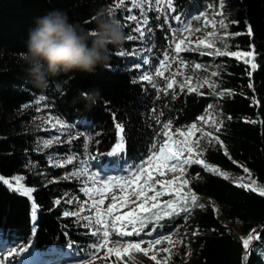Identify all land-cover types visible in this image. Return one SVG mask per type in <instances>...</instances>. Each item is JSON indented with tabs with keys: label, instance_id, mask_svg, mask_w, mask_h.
Segmentation results:
<instances>
[{
	"label": "trees",
	"instance_id": "trees-1",
	"mask_svg": "<svg viewBox=\"0 0 264 264\" xmlns=\"http://www.w3.org/2000/svg\"><path fill=\"white\" fill-rule=\"evenodd\" d=\"M207 3L220 9L229 25L227 33H242L226 36V51H253L256 69L235 57L200 55L206 47L195 45L198 51L177 55L173 50L169 54L170 63H164V75H158L161 71L156 70L162 67L169 46L183 30L199 26L196 17ZM115 5V0H0V176L24 177L21 184L36 189L29 198L12 192L0 182V239L14 248L23 245L28 248L27 253L37 252L49 260L64 251L71 257L88 258L95 237L88 234L90 230L85 232L81 225L62 217L63 210L72 208L66 200L71 196L81 200L84 194L79 192L75 179H65L68 165L53 167L46 153L37 151L38 136L46 132L34 124L40 113L50 114L68 126V133L73 136L69 145L74 149L87 145L97 165H114L125 177L130 175L129 166L146 158L154 140L162 141L158 133L163 124L171 120L173 129L184 130L209 105L215 104L220 131L215 128L214 137L219 136L223 146L214 139L199 159L226 174H247L264 186V0H173L170 8L165 5L160 20L155 19L156 12H147L143 38L135 31L134 21L126 19V8L117 9ZM101 8L107 14L109 10L115 13L111 17L120 21L126 37L136 38L126 39L119 49L111 51L107 67H97L93 73H61L49 78L47 88L35 87L28 66L20 59L35 19L60 9L71 22L91 32L96 27L91 18ZM248 27L252 29L250 35ZM144 41L151 43L148 64L132 54ZM121 52L126 55H119ZM197 63L202 67L197 69ZM144 73L152 75L153 80L143 81ZM205 74L211 76L214 85L200 84L195 86L198 92L189 93L184 79ZM173 79L176 84L173 89H167L166 84ZM90 91L98 93L96 103L86 106L80 94ZM38 106L43 108L35 110ZM249 119L261 123H248ZM118 123L123 126L122 134H118ZM66 144L53 148H65ZM117 144L122 147L116 149ZM244 168L249 171L245 172ZM184 176L190 181L185 191L196 193L197 206L189 201L191 212L165 218L158 226L149 225L145 233L165 234L188 221L194 253L191 264H243L241 238L255 229L261 239L253 242L254 251L248 264H264L258 254V250L264 249V196L238 187L242 181L208 172L200 165L189 166ZM56 199L65 202L56 206ZM161 199H175V195ZM33 202L38 206L35 219ZM146 236L142 233L125 238ZM155 255L159 264H163L165 254ZM137 257L138 264H157L143 254L122 261L112 254L108 259L98 257L93 261L137 264ZM185 257L184 246L180 245L165 264H178Z\"/></svg>",
	"mask_w": 264,
	"mask_h": 264
},
{
	"label": "snow or ice",
	"instance_id": "snow-or-ice-1",
	"mask_svg": "<svg viewBox=\"0 0 264 264\" xmlns=\"http://www.w3.org/2000/svg\"><path fill=\"white\" fill-rule=\"evenodd\" d=\"M130 2L134 8L139 9L140 15L145 17L143 20L144 25L148 24L147 13L144 11L142 5H146L149 0H127ZM126 0H119V3L115 5L117 9H120ZM154 5H159L161 3L166 4L167 7H171L173 5V0H152ZM124 11H132V9H124ZM153 11H157L158 13L163 12V9L153 8ZM115 13L112 10H109L108 15L112 16ZM94 21V16L91 18ZM127 20L137 21L136 15H130L126 18ZM155 19L160 20L161 15H157ZM165 23L167 22L166 17ZM179 19V17H176ZM119 21V20H118ZM120 22V21H119ZM235 23V22H233ZM215 26V25H214ZM220 27L224 30L225 36L228 35H241L242 33L229 34L227 33V28L229 27L223 20L220 21ZM198 30V29H197ZM135 31L139 34L141 38L145 35L144 28L137 26ZM173 32H178L177 29H171ZM251 27H248L247 34H251ZM214 35L212 33L209 34ZM136 37L133 35H128V40H134ZM185 40H180L175 43L174 53L180 54L184 51H198V48H185ZM198 45H205V40L201 39L198 42ZM207 48L211 49L213 45L208 43L206 45ZM173 52L171 46H169L168 51L164 54V60L161 61V64H164L170 57L169 54ZM119 55L123 56L126 53L121 52ZM200 55H209V56H231L235 57L238 60H242L245 65H250L252 69H256L257 65L254 63V52L253 51H245V52H237V51H220L217 49L215 52H200ZM175 59V56L172 57ZM183 63V61H180ZM143 64H148L149 60H143ZM140 65H137L139 68ZM197 69L201 68L202 65L197 63L195 64ZM158 75L163 76V72H158ZM216 75V73H213ZM251 76V72L248 73ZM143 81L151 82L153 80V76L150 74H145L141 76ZM174 84H176L175 79L166 84L167 89H173ZM207 84V81H205ZM209 87H212L209 85ZM249 88L252 87L251 84L248 85ZM181 90H183L184 85H180ZM187 91L189 93L198 92L199 89L196 87H187ZM223 95V93H220ZM43 99V98H41ZM199 119L204 121V116H200ZM228 119H231L229 117ZM248 123H261L258 120L247 121ZM172 121L169 120L167 123L163 124L162 130L159 131L158 137H163L162 141H153L151 143V147L149 149V154L146 158L140 162L139 164H133L129 166L128 172L130 175L125 177H109L107 179H97L95 173L91 176H86L88 171L87 168L83 169L79 172H72V177H81L86 178L87 180L92 181L93 185L99 183L102 187H87L81 186L79 192L83 193L87 197H95L99 196V199L92 198L91 199V207H88L87 201H80L79 197L76 200L67 199L66 203L68 205H73V208L62 211V217L70 220L73 224H79L83 227L85 232H88L90 228H95V231L88 233L90 236L95 237V240L90 246V249L87 252V255L91 256L95 253L99 252L101 248H106L105 257L102 259H108L112 254L115 255L118 261H122L127 257H132L135 254H143L144 257L150 258L151 261H156L159 264L157 259V255L152 254L149 257V253L152 251L154 246L161 245L164 242H168L170 245H174V241L172 235H161L159 238L143 240L140 239L138 241H128L125 243L123 248H113L108 247V241L110 236H115L117 239L114 241L115 243H119L125 237H133L140 236L142 233L148 236H151V232L145 233V228L149 225L155 224L159 225L160 221L165 218L180 216L182 213H188L192 211V208L188 207L189 201L192 206H197V195L195 192L189 190V192L185 191L190 184V181L187 179H183L182 176L174 177L173 179L160 180L154 178V173H158L160 177H164L166 175V171L175 172L177 170L180 171L181 174L187 172L188 167L192 165H200L203 168L211 173H215L219 176H224L227 178V174L220 171L215 166H212L205 162L204 159H194V155H202L203 153L199 150L201 140L193 139L196 137L198 133L201 132L200 129L197 128L195 123L187 126V130H182L181 128H172ZM220 123V122H217ZM116 128L119 130L118 134L123 133V126L121 124H116ZM178 133L184 139L183 141L173 140L171 132ZM217 131H220L217 128ZM208 137L212 136V133H204ZM214 139L220 143L221 147L223 146V142L219 141V136L214 137ZM45 146H47L51 141L44 142ZM122 147L121 144L116 145V149H120ZM115 152V149H114ZM67 164H71L72 160L67 159ZM53 167H64L63 164H53ZM245 172L249 170L244 168ZM68 177H65L67 179ZM24 177L21 176H13L11 179H7L3 176H0V182L3 185L7 186L12 192L22 193L24 197H32V194L36 189L31 187H24L21 184V181ZM180 181L179 187H174L176 181ZM255 182L252 184H239L238 187L247 189L251 192H259L261 196H264V188H256L254 187ZM156 185H159V189H157ZM114 187H118L123 193L119 198L116 195L111 196V203L107 204V207H102L105 205L106 199L108 197L105 195L106 193H111ZM131 189V191H129ZM151 193V195H150ZM166 195H175V199L163 200L162 197ZM130 196H134L135 199H130ZM65 201L61 199H56L54 204L56 206L61 205ZM151 202V203H149ZM135 205L134 207L129 208L128 211L121 212V209L128 208L129 205ZM200 208H203V205H198ZM32 207V218L35 219L37 215V205L33 202ZM94 212V217L92 215L86 214ZM35 227V225H33ZM130 228L131 230H127ZM261 239L260 235L254 229L252 233H250L246 238H241L242 247L244 250V255L242 257L243 264H248L250 254L254 251L253 242L259 241ZM148 244V247H142V244ZM28 248L21 245L18 248H13L11 252L7 254V258L3 261H0V264H11V260L19 255L20 253L27 252ZM158 251L163 253H168L170 258L171 249L170 248H161ZM258 254L260 255L262 261H264V249L258 250ZM131 264V261H129ZM138 264V257H137Z\"/></svg>",
	"mask_w": 264,
	"mask_h": 264
},
{
	"label": "rangeland",
	"instance_id": "rangeland-1",
	"mask_svg": "<svg viewBox=\"0 0 264 264\" xmlns=\"http://www.w3.org/2000/svg\"><path fill=\"white\" fill-rule=\"evenodd\" d=\"M119 0H115V4H118ZM165 5L164 3H161L159 5H154L152 3V0H149V2L146 5H142L144 8V11L147 13L149 10L151 12H156V16L160 13L165 12ZM126 9H132V11H128V16L130 15H136L137 16V21H134L135 23V29L137 26L144 27L143 20L145 17L140 15L139 9H136L133 7V5L130 2H127L123 5ZM158 8V9H163V12L158 13L157 11H153V8ZM199 26L198 27H190L188 29L183 30L173 41L172 47L174 50L175 43L179 42L180 40H185L186 43L183 45L185 48H194L195 45H198V41L203 39L205 40L206 44L202 45L205 46L208 43H211L213 47L211 49L205 48L203 49V52H215L217 49L220 51H226L227 50V43H226V36L224 33V30L220 27V21L223 20L226 24L227 21L226 19L221 15L220 9L212 5L210 3L205 4L199 11V14L196 17ZM215 25V26H214ZM198 29V30H197ZM228 30V28H227ZM210 33L214 35H209ZM134 51L132 54H135L138 56L141 60H147V57L149 53L151 52V43L145 42L142 44H139L135 47ZM214 56V55H213ZM170 59L165 61V64H169ZM164 64L162 67L157 69L156 71H161L164 72ZM209 72H212V69H209ZM148 73H144L142 75H145ZM185 84L189 87H195L200 84H205V81H207V85H214V82L209 74H205L203 77L199 76H192L191 79H184ZM171 82V81H170ZM43 108L42 106H38L35 108V110H40ZM201 116H204L205 120L201 121L198 117L197 121L195 124L197 125V128L201 130L200 133L197 134L196 137H193V139H200L201 144H200V151L203 153L205 148L214 143V129L217 128L218 126V118H217V112L215 110V104H211L208 106L207 110L202 114ZM34 124L39 126L40 129L46 130V132L43 135L38 136L37 140V151L45 152L46 157L48 159V163L50 165L53 164H63L64 166L68 165L69 169L66 171L65 176L71 179H75L78 184L79 188L83 186L87 187H102L99 183L93 185L92 181L87 180L86 178H81V177H72L71 173L72 172H79L82 171L83 169L87 168L88 171L86 173V176H91L93 173L96 174L97 179H107L109 177H123L121 176L116 170H105L104 173L100 172L99 167H96V163L92 157V155L88 152V146L83 145L80 147L79 150H76L72 147V145H69V141L73 136L69 135V128L68 126L62 122L61 120L53 117L50 114H43L40 113L34 120ZM185 131L187 130L184 129ZM204 133H212L211 137H208L206 135H203ZM172 135L173 140L176 141H183V137L180 136L178 133H170ZM46 141H51L47 146H45ZM67 143V144H66ZM66 144L65 148H53V147H58L60 145ZM67 148V149H66ZM66 149V150H65ZM201 155H194V159H199ZM71 159L72 163L67 164L66 160ZM182 176L183 179H186L184 174H181L179 170L175 172L171 171H166V175L164 177H160L158 173H154V178L155 179H160V180H167V179H173L174 177H180ZM227 176L238 182L242 181L244 184H252L254 183V187L256 188H264L262 183H260L257 180H254L247 174H227ZM180 185V181L177 180L176 184L174 187H177ZM157 189H159V185H156ZM131 191V189H129ZM123 193L118 187H114L113 191L111 193H106L105 195L108 197L105 201V205L102 207L106 208L108 203H111V196L116 195L118 198L122 195ZM151 195V193H150ZM99 199V196L95 197H87L84 195L83 199H79L80 201H87L88 202V207H91V199ZM70 199L76 200V196H71ZM130 199H135L134 196H130ZM203 201H205L204 198H202ZM151 203V202H149ZM135 205L130 204L128 208H123L121 209V212L123 211H128L129 208L134 207ZM74 206L72 205V208ZM89 215H92L94 217V212L92 213H87ZM91 232L95 231V228H90L89 229ZM172 235L173 241L175 242L174 245H170L168 242H164L161 245H156L152 249L151 253L156 254L159 249L161 248H170L171 252L178 248L180 245L184 246V251H185V259L178 263V264H191L194 259V253L193 249L191 247V233L190 229L188 228V221H185L181 226L176 227L172 229V231L167 232L165 234H159V235H153V236H146L142 237L141 239L147 241L150 239H156L159 238L161 235ZM117 238L115 236H110V239L108 241V247H119L123 248L125 243L128 241H138L140 239H127L124 238L121 240L119 243H115L114 241ZM142 247H148V244H142ZM14 246L12 245H7V242L0 239V261H3L7 258V254L12 251ZM106 254V248H101L99 252L95 253L94 255H91L88 258L85 259H80V258H74L71 259L68 256H59L55 259V261H49L46 258L37 255V254H28L26 252H23L17 257V260L15 263L11 264H97L93 260L98 257H104ZM166 257H168V253H164ZM165 257V258H166ZM168 259L163 260V264L167 263Z\"/></svg>",
	"mask_w": 264,
	"mask_h": 264
},
{
	"label": "clouds",
	"instance_id": "clouds-1",
	"mask_svg": "<svg viewBox=\"0 0 264 264\" xmlns=\"http://www.w3.org/2000/svg\"><path fill=\"white\" fill-rule=\"evenodd\" d=\"M94 22L96 27L87 32L60 9L35 19L28 32L26 51L20 53L35 87L47 88L49 78L61 73H93L97 67L108 66L111 51L119 49L127 37L120 22L109 16L106 9L95 12ZM80 95L87 106L96 103L98 93Z\"/></svg>",
	"mask_w": 264,
	"mask_h": 264
}]
</instances>
